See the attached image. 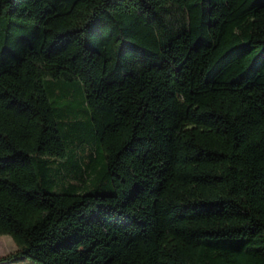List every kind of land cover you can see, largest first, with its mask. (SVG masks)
<instances>
[{
    "label": "trees",
    "instance_id": "obj_1",
    "mask_svg": "<svg viewBox=\"0 0 264 264\" xmlns=\"http://www.w3.org/2000/svg\"><path fill=\"white\" fill-rule=\"evenodd\" d=\"M5 231L0 263L264 264V0H0Z\"/></svg>",
    "mask_w": 264,
    "mask_h": 264
},
{
    "label": "clouds",
    "instance_id": "obj_2",
    "mask_svg": "<svg viewBox=\"0 0 264 264\" xmlns=\"http://www.w3.org/2000/svg\"><path fill=\"white\" fill-rule=\"evenodd\" d=\"M21 251V245L11 232H0V259L14 256Z\"/></svg>",
    "mask_w": 264,
    "mask_h": 264
},
{
    "label": "rangeland",
    "instance_id": "obj_3",
    "mask_svg": "<svg viewBox=\"0 0 264 264\" xmlns=\"http://www.w3.org/2000/svg\"><path fill=\"white\" fill-rule=\"evenodd\" d=\"M106 191H110L109 189H105ZM0 264H40L34 261L32 258L24 255H18L11 259H8Z\"/></svg>",
    "mask_w": 264,
    "mask_h": 264
}]
</instances>
